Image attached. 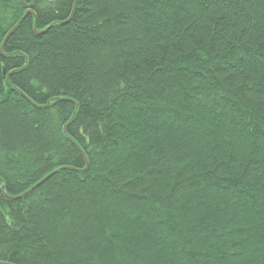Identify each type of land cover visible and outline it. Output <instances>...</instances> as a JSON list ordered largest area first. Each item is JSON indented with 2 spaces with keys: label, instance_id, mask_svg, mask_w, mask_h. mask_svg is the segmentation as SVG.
<instances>
[{
  "label": "trees",
  "instance_id": "trees-1",
  "mask_svg": "<svg viewBox=\"0 0 264 264\" xmlns=\"http://www.w3.org/2000/svg\"><path fill=\"white\" fill-rule=\"evenodd\" d=\"M0 263L264 264V0H0Z\"/></svg>",
  "mask_w": 264,
  "mask_h": 264
},
{
  "label": "water",
  "instance_id": "water-1",
  "mask_svg": "<svg viewBox=\"0 0 264 264\" xmlns=\"http://www.w3.org/2000/svg\"><path fill=\"white\" fill-rule=\"evenodd\" d=\"M2 193H3V195L5 194V188L4 187L2 188ZM0 264H6V263H0Z\"/></svg>",
  "mask_w": 264,
  "mask_h": 264
}]
</instances>
